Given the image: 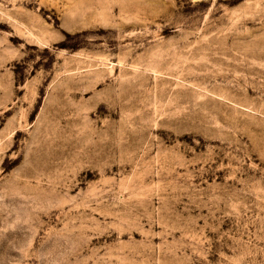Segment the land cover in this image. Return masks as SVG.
Returning <instances> with one entry per match:
<instances>
[{
	"label": "rangeland",
	"instance_id": "374dc122",
	"mask_svg": "<svg viewBox=\"0 0 264 264\" xmlns=\"http://www.w3.org/2000/svg\"><path fill=\"white\" fill-rule=\"evenodd\" d=\"M0 264H264V0H0Z\"/></svg>",
	"mask_w": 264,
	"mask_h": 264
}]
</instances>
